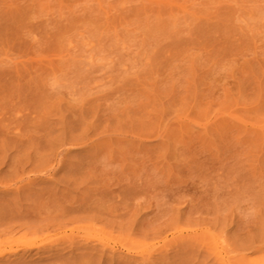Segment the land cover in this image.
Listing matches in <instances>:
<instances>
[{
	"label": "rangeland",
	"instance_id": "rangeland-1",
	"mask_svg": "<svg viewBox=\"0 0 264 264\" xmlns=\"http://www.w3.org/2000/svg\"><path fill=\"white\" fill-rule=\"evenodd\" d=\"M0 264H264V0H0Z\"/></svg>",
	"mask_w": 264,
	"mask_h": 264
},
{
	"label": "bare ground",
	"instance_id": "bare-ground-1",
	"mask_svg": "<svg viewBox=\"0 0 264 264\" xmlns=\"http://www.w3.org/2000/svg\"><path fill=\"white\" fill-rule=\"evenodd\" d=\"M3 255V253H0V256H2Z\"/></svg>",
	"mask_w": 264,
	"mask_h": 264
}]
</instances>
